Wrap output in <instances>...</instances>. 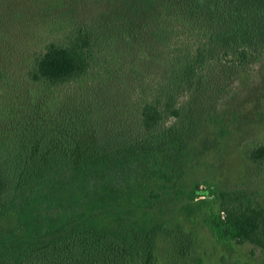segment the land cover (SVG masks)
Masks as SVG:
<instances>
[{"label":"trees","instance_id":"obj_1","mask_svg":"<svg viewBox=\"0 0 264 264\" xmlns=\"http://www.w3.org/2000/svg\"><path fill=\"white\" fill-rule=\"evenodd\" d=\"M96 1L112 21L68 9L0 105V264H203L200 217L264 260V190L206 156L235 132L214 102L264 60V0ZM17 6L0 0V82ZM249 93L233 122L257 127ZM245 153L264 166L263 142Z\"/></svg>","mask_w":264,"mask_h":264},{"label":"rangeland","instance_id":"obj_2","mask_svg":"<svg viewBox=\"0 0 264 264\" xmlns=\"http://www.w3.org/2000/svg\"><path fill=\"white\" fill-rule=\"evenodd\" d=\"M55 1L18 0L19 6L17 8L19 10L17 12L21 13V18H17L8 26L6 37L3 38L5 53L2 57L5 59L9 76L0 82V105L8 100L12 88L19 86L23 90L28 88L19 69L26 65V58L35 49L41 38L47 37L50 31L59 37L66 30L68 9H71V14L75 15V19L82 23H88L94 19L102 25L112 21L114 17L113 13L105 12L102 3L96 0ZM13 71L14 74L10 76ZM251 71L253 76L249 79L250 82L238 83V91L234 95L227 93L220 102L217 101L216 104L214 102L213 107L218 109L221 115L229 118L230 128L235 132L232 134L234 137L232 138L230 135L223 144L222 151H215L214 153L209 151L210 153L206 156L208 160L216 162L218 167L220 166L217 174L224 179V183L233 184V181L239 177L235 174L237 168L243 167L242 180L251 187H259L264 190V166L251 161L245 153L252 142L260 140L264 143V60L258 66H254ZM253 89L259 91L257 95L260 97L257 99L261 103L262 122L257 127L233 122L239 121L244 111L249 110L253 105V100L249 103L243 100L245 96L251 94L249 92ZM194 146L203 147L200 141ZM205 169L204 166L200 174H204L203 170ZM212 205L214 209H217V200ZM193 231L203 264H235V262L241 263L243 261H250L252 264H264L261 257L250 255L247 244L235 242L228 245L218 241L202 225L201 217Z\"/></svg>","mask_w":264,"mask_h":264}]
</instances>
